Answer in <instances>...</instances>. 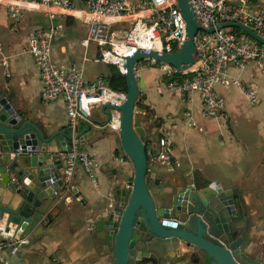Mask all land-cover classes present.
<instances>
[{
    "label": "crops",
    "instance_id": "0c3cea01",
    "mask_svg": "<svg viewBox=\"0 0 264 264\" xmlns=\"http://www.w3.org/2000/svg\"><path fill=\"white\" fill-rule=\"evenodd\" d=\"M73 1L74 13L62 18H58L61 15L57 10L51 12L53 18H47L42 7L25 5L17 24L8 18L6 5L0 2V87L7 91L17 114L37 123L40 129L56 134L68 131L64 103L62 99L53 103L40 99V74L26 52L28 40L36 33L51 34L53 61L69 60L82 66L88 82L98 78L107 81L116 69L95 62L98 50L93 44L86 49L80 46V41L87 36V8L82 0ZM250 3L253 8H264V0ZM106 24L108 34L127 29V24H120V28L110 22ZM84 58L88 61L83 64ZM139 74L143 81L139 92L143 98L135 104L134 113L139 117L144 137L154 138L158 143L165 133H171L167 149L171 166L156 160L163 154L160 149L159 154L153 156L151 145H146L147 160L149 156V160L155 158L154 162H149L146 175L148 182H154L149 192L153 195L156 188L181 182L205 187L217 181L223 189L237 188L249 216L257 219L249 238L264 241V107L252 113L239 112L235 106L238 89L217 87V92L225 99L223 116L204 119L198 100L193 98L190 104H183L167 90V80L156 69H145ZM226 74L237 78L242 85L252 86L257 97L258 94L264 97V67L257 68L255 63H250L241 71L231 67ZM261 102L258 98L257 105ZM187 113L196 122L195 129L183 125ZM234 119L237 124L232 127ZM107 120L101 108H95L90 119L81 121L77 127L85 148L94 153L99 165L96 173L99 187L94 190L81 168L76 166L65 187L70 190L73 186L85 203L66 199L42 235L21 247L11 264H114L110 253L98 250L90 241L87 232L92 227L86 222L89 210L105 193L113 172L131 174L133 167L127 159H123L124 163L114 160L123 158V154L118 134L102 128Z\"/></svg>",
    "mask_w": 264,
    "mask_h": 264
},
{
    "label": "water",
    "instance_id": "95a60500",
    "mask_svg": "<svg viewBox=\"0 0 264 264\" xmlns=\"http://www.w3.org/2000/svg\"><path fill=\"white\" fill-rule=\"evenodd\" d=\"M186 24L187 41L174 55L137 50L124 60L126 96L120 106L104 105L102 114H120L118 138L131 174L116 170L106 191L89 210L87 233L97 249L110 253L114 264H264V241L249 238L257 219L249 216L237 188L179 183L155 190L147 181L146 145L159 154L154 138H145L134 114L142 99V75L133 68L152 58L176 69L192 66L193 39L201 29L187 0H173ZM237 29L259 45L264 40L237 23L216 30ZM214 29L207 33L211 34ZM186 68V67H185ZM69 132L52 133L17 114L0 87V237L33 241L42 235L66 199L80 203L79 192L62 181L61 156L70 146Z\"/></svg>",
    "mask_w": 264,
    "mask_h": 264
},
{
    "label": "built area",
    "instance_id": "2783aa9c",
    "mask_svg": "<svg viewBox=\"0 0 264 264\" xmlns=\"http://www.w3.org/2000/svg\"><path fill=\"white\" fill-rule=\"evenodd\" d=\"M87 8V36L80 46L88 48L93 44L98 50L96 63L110 65L122 75L124 60L137 50L145 52L177 54L187 41L186 24L181 12L173 0H139L136 4L129 0H82ZM5 3L8 18L17 24L22 19L25 5L40 6L47 18H53L51 12L57 10L62 18L75 11L73 0H0ZM197 25L204 31H198L193 39L194 64L181 65L178 69L152 58L143 60L133 68L135 77L145 69H156L167 80V90L188 105L196 98L200 115L204 119H219L223 116L225 99L217 92V87H236L239 94L250 106L258 102L256 90L244 86L237 78L227 76L231 67L243 70L250 63L257 68L264 67V46L249 40L244 35H236L225 29L216 30L225 23H237L250 29L264 40V8H253L251 0H187ZM116 23L127 24V29L108 34L109 19ZM16 29V27H14ZM214 29L209 34L208 30ZM51 34L36 33L27 42L26 52L31 56L40 74V99L53 103L62 99L67 118L70 146L61 156L62 181L67 186L72 179L75 167L81 168L90 186L99 187L97 163L94 153L85 148V142L78 134L81 121H88L95 108L110 104L120 106L126 94L112 91L102 78L93 82L85 80L82 66L65 60L54 62L51 55ZM88 60L83 59V64ZM186 67V68H185ZM120 114L111 111L109 119L102 127L117 133ZM183 125L195 129L196 122L189 113L184 115ZM170 132L158 142L163 153L156 160L160 164L171 166L168 156ZM148 157L147 163L155 158ZM115 161L124 163L123 158ZM28 245L27 240L14 241L0 239V264L10 261L19 249Z\"/></svg>",
    "mask_w": 264,
    "mask_h": 264
},
{
    "label": "rangeland",
    "instance_id": "374dc122",
    "mask_svg": "<svg viewBox=\"0 0 264 264\" xmlns=\"http://www.w3.org/2000/svg\"><path fill=\"white\" fill-rule=\"evenodd\" d=\"M130 1L133 2V0H130ZM108 21L110 22V24H114V25L116 24V26L118 28H120V24H117L113 18L109 19ZM235 98H236L235 106L239 112L252 113V112L256 111L257 109L264 107V97L261 95L259 96V94H258V98L260 99V101L262 100V102L260 103V105L256 104L255 106H250L240 94L239 95L235 94ZM234 122H235V119L232 120V122H231L232 127L235 126V124H237Z\"/></svg>",
    "mask_w": 264,
    "mask_h": 264
},
{
    "label": "trees",
    "instance_id": "16d2710c",
    "mask_svg": "<svg viewBox=\"0 0 264 264\" xmlns=\"http://www.w3.org/2000/svg\"><path fill=\"white\" fill-rule=\"evenodd\" d=\"M226 31L227 32H231V33L236 34V35L243 34V33H241V31H239L237 29H229V30H226ZM245 37L248 38L247 36H245ZM106 80H107L106 82H107L109 88L112 91L122 92V93H125L126 92L124 78H123V76L116 69L111 74V76H109Z\"/></svg>",
    "mask_w": 264,
    "mask_h": 264
},
{
    "label": "clouds",
    "instance_id": "9594fccd",
    "mask_svg": "<svg viewBox=\"0 0 264 264\" xmlns=\"http://www.w3.org/2000/svg\"><path fill=\"white\" fill-rule=\"evenodd\" d=\"M123 159H126V158L123 156ZM146 161H147V154H146ZM147 171H149L148 163H147Z\"/></svg>",
    "mask_w": 264,
    "mask_h": 264
},
{
    "label": "bare ground",
    "instance_id": "6f19581e",
    "mask_svg": "<svg viewBox=\"0 0 264 264\" xmlns=\"http://www.w3.org/2000/svg\"><path fill=\"white\" fill-rule=\"evenodd\" d=\"M193 64H194V63H193ZM187 66H188V65H187ZM169 80H170V79H167V83L169 82ZM167 83H166V84H167ZM244 86H248V85H244ZM257 98H258V97H257ZM257 103H258V102H257ZM134 114H135V113H134Z\"/></svg>",
    "mask_w": 264,
    "mask_h": 264
}]
</instances>
